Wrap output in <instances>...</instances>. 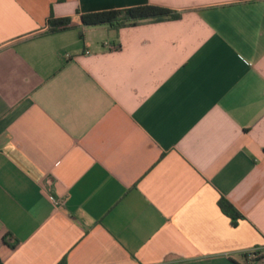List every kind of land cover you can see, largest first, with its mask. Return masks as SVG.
<instances>
[{
	"label": "crops",
	"instance_id": "obj_1",
	"mask_svg": "<svg viewBox=\"0 0 264 264\" xmlns=\"http://www.w3.org/2000/svg\"><path fill=\"white\" fill-rule=\"evenodd\" d=\"M145 4L180 17L80 21ZM250 253L264 255V0H0L2 264Z\"/></svg>",
	"mask_w": 264,
	"mask_h": 264
},
{
	"label": "trees",
	"instance_id": "obj_2",
	"mask_svg": "<svg viewBox=\"0 0 264 264\" xmlns=\"http://www.w3.org/2000/svg\"><path fill=\"white\" fill-rule=\"evenodd\" d=\"M179 17V12L167 7L145 4L125 9L83 14L80 16V21L84 26L108 25L112 28L119 29L121 27L136 26L143 23L178 19ZM47 23L50 32L63 31L76 27V23L69 18L49 17ZM218 204L222 211L227 213L232 219L234 218L235 211L224 198H220ZM244 256L246 255L243 254ZM262 256L264 255L255 253L254 261L260 259ZM0 264H2L1 260ZM57 264H65L64 259L60 260Z\"/></svg>",
	"mask_w": 264,
	"mask_h": 264
},
{
	"label": "built area",
	"instance_id": "obj_3",
	"mask_svg": "<svg viewBox=\"0 0 264 264\" xmlns=\"http://www.w3.org/2000/svg\"><path fill=\"white\" fill-rule=\"evenodd\" d=\"M112 48H114V47H112ZM50 199L55 205H58L59 201L56 198L51 197ZM254 258H255V254H252V253L248 254L244 264H254V262H255Z\"/></svg>",
	"mask_w": 264,
	"mask_h": 264
}]
</instances>
